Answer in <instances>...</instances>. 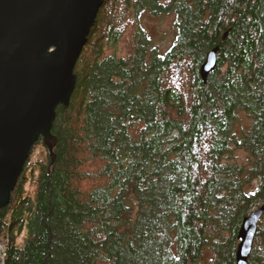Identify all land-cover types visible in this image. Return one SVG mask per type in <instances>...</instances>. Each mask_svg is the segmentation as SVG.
Instances as JSON below:
<instances>
[{
  "label": "trees",
  "instance_id": "obj_1",
  "mask_svg": "<svg viewBox=\"0 0 264 264\" xmlns=\"http://www.w3.org/2000/svg\"><path fill=\"white\" fill-rule=\"evenodd\" d=\"M146 10L174 16L163 53L139 22ZM98 11L56 108L55 161L35 144L0 210L6 263L235 264L242 218L264 203V0H104ZM257 224L247 264H264V214Z\"/></svg>",
  "mask_w": 264,
  "mask_h": 264
},
{
  "label": "water",
  "instance_id": "obj_2",
  "mask_svg": "<svg viewBox=\"0 0 264 264\" xmlns=\"http://www.w3.org/2000/svg\"><path fill=\"white\" fill-rule=\"evenodd\" d=\"M104 0H0V210L11 201L33 146L42 142L51 163L58 105L68 106L74 67ZM216 46L199 68L205 82ZM264 203L244 216L235 264H247Z\"/></svg>",
  "mask_w": 264,
  "mask_h": 264
},
{
  "label": "rangeland",
  "instance_id": "obj_3",
  "mask_svg": "<svg viewBox=\"0 0 264 264\" xmlns=\"http://www.w3.org/2000/svg\"><path fill=\"white\" fill-rule=\"evenodd\" d=\"M139 22H141V27L145 34L151 39V44L153 46H157L160 49V52L163 53L167 51L170 45L176 39V28L174 25V16L172 14L160 15V16H152L148 10L143 12L139 16ZM250 125L249 119L246 115L241 111L238 112L237 116V124L236 131L240 133L241 130L246 129ZM38 144V143H37ZM45 147V146H44ZM42 146H37L34 154L32 155V160L36 161L41 157L45 156V153L48 151ZM47 149V148H46ZM239 159L243 162L244 156L239 153ZM257 186V180H254L250 185V190L255 189ZM202 264H211L210 256L207 255L203 260Z\"/></svg>",
  "mask_w": 264,
  "mask_h": 264
},
{
  "label": "built area",
  "instance_id": "obj_4",
  "mask_svg": "<svg viewBox=\"0 0 264 264\" xmlns=\"http://www.w3.org/2000/svg\"><path fill=\"white\" fill-rule=\"evenodd\" d=\"M7 241L5 236L0 234V264L6 263Z\"/></svg>",
  "mask_w": 264,
  "mask_h": 264
}]
</instances>
